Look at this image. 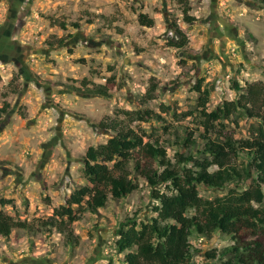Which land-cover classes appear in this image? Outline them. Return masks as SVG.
Returning <instances> with one entry per match:
<instances>
[{"label":"rangeland","instance_id":"374dc122","mask_svg":"<svg viewBox=\"0 0 264 264\" xmlns=\"http://www.w3.org/2000/svg\"><path fill=\"white\" fill-rule=\"evenodd\" d=\"M184 4L196 19L190 25L182 21ZM138 13L154 25L140 26ZM1 28L6 42L20 48H12L20 65L0 57V107L8 104L0 118V201H9L0 202V217L33 227L0 237V264H124L129 251L117 249L118 225L133 217L149 222L156 205L150 191L165 188H150L131 160L124 171L131 193L121 199L106 194L102 208L87 209V201L103 192L82 174L87 148L130 128L143 142L157 139L170 158L175 152L199 157L204 114L197 80L209 94L206 113L239 97L234 84L264 90V0H0ZM110 77L108 96H96L94 87ZM150 79L156 99L143 104ZM142 109L162 120H137ZM220 123L223 134L248 139L258 122L237 113ZM189 130H196L195 143L186 148ZM84 186L93 191L82 202L80 220L69 226L77 240L67 244V224L55 210ZM246 186L198 192L211 200ZM188 242L197 264H224L205 253L231 244L221 233L192 234Z\"/></svg>","mask_w":264,"mask_h":264},{"label":"trees","instance_id":"16d2710c","mask_svg":"<svg viewBox=\"0 0 264 264\" xmlns=\"http://www.w3.org/2000/svg\"><path fill=\"white\" fill-rule=\"evenodd\" d=\"M189 11L190 6L184 4L181 13L185 25L196 20L188 14ZM137 22L147 28L154 25L153 19L145 13L137 14ZM73 26L78 28L76 24ZM61 28H65L63 23ZM175 33L181 36L179 30L175 29ZM112 80L110 77L92 91L96 96L107 97L113 87ZM150 80L143 104L156 99L157 84L154 79ZM201 82L197 80L194 87L204 114L199 157L175 152L170 158L157 139L143 142L142 137L130 128L116 130L107 143L90 146L85 152L82 174L94 189L103 190L87 201V209L102 208L106 194L121 199L131 193L133 185L124 173L131 160L134 161V171L146 180L150 188H165L163 192L150 191V198L156 205L151 209L155 215L149 222L133 217L125 218L118 225L117 249L129 251L124 256V264H197L194 261L197 251L188 242V237L192 234L210 237L215 233L227 236L231 244L205 253L208 260L223 261L224 264H264V90L257 84H247L244 88L234 84V90L242 92L239 97L224 101L206 113L204 108L209 94L207 90H201ZM7 110L8 104L0 107V118ZM165 110H170V107ZM237 113L258 122L248 139H233L217 128L221 121ZM137 120L148 122L162 118L151 110L142 109ZM195 132H187L182 143L186 148L194 145ZM229 156H242L243 159L238 164L228 163L226 159ZM212 167L215 170L210 171ZM240 183H247L246 188L211 200L203 199L198 192L199 187L221 190ZM92 191L89 186L77 189L67 197L63 206L55 210L67 224V244L77 240L69 226L80 220L82 202L91 196ZM32 227L25 221L0 217V237L4 239L9 238L13 229L30 230Z\"/></svg>","mask_w":264,"mask_h":264},{"label":"flooded vegetation","instance_id":"af4514ba","mask_svg":"<svg viewBox=\"0 0 264 264\" xmlns=\"http://www.w3.org/2000/svg\"><path fill=\"white\" fill-rule=\"evenodd\" d=\"M6 34H7V32H5L3 30V28H1L0 29V57H1V59L6 57L8 62H12L14 65L19 66L20 63H18L16 60V54L17 53H14L12 48L14 47L17 50H19L20 48H17L18 46L15 47L14 44H16V43H14V42H10V43L6 42V39H7V37H5ZM1 59H0V61H1ZM24 79L29 80V78L26 76H24Z\"/></svg>","mask_w":264,"mask_h":264}]
</instances>
